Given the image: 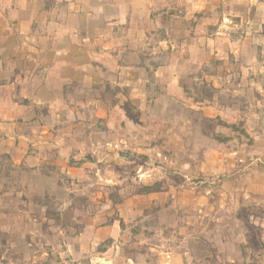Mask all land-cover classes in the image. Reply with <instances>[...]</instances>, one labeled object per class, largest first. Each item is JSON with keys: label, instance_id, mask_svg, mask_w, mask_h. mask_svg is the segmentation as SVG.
I'll list each match as a JSON object with an SVG mask.
<instances>
[{"label": "crops", "instance_id": "0c3cea01", "mask_svg": "<svg viewBox=\"0 0 264 264\" xmlns=\"http://www.w3.org/2000/svg\"><path fill=\"white\" fill-rule=\"evenodd\" d=\"M202 85L211 99H197ZM173 108L260 139L264 0H0V264H84L98 243L116 242L117 224L99 217L77 219L75 241L61 223L70 181L93 164L78 147L100 138L118 149L139 139L136 111Z\"/></svg>", "mask_w": 264, "mask_h": 264}, {"label": "rangeland", "instance_id": "374dc122", "mask_svg": "<svg viewBox=\"0 0 264 264\" xmlns=\"http://www.w3.org/2000/svg\"><path fill=\"white\" fill-rule=\"evenodd\" d=\"M196 91L199 100L214 95L205 85ZM146 113L135 112L137 122L144 119L136 141L121 139L116 149L97 138L93 146L78 147L93 164L86 168L88 178L70 181L72 206L61 223L73 241L85 226L77 219L85 217L87 223L99 217L104 226L117 224L120 234L116 242L98 243L82 262L106 264L113 255L151 264H264V133L254 140L242 126L197 118L189 108ZM107 148L120 152L117 162L105 160ZM233 151L239 154L228 158ZM145 187L153 193L143 194ZM111 246L113 253L103 255ZM33 259L50 262L48 256Z\"/></svg>", "mask_w": 264, "mask_h": 264}, {"label": "trees", "instance_id": "16d2710c", "mask_svg": "<svg viewBox=\"0 0 264 264\" xmlns=\"http://www.w3.org/2000/svg\"><path fill=\"white\" fill-rule=\"evenodd\" d=\"M122 155V154H121ZM143 194H150V193H153V188L151 187H145L143 188V191H142Z\"/></svg>", "mask_w": 264, "mask_h": 264}]
</instances>
